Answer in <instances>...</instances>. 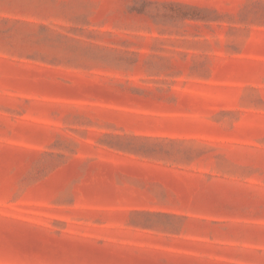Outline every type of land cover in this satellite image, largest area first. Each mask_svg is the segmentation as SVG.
<instances>
[{
	"label": "rangeland",
	"instance_id": "1",
	"mask_svg": "<svg viewBox=\"0 0 264 264\" xmlns=\"http://www.w3.org/2000/svg\"><path fill=\"white\" fill-rule=\"evenodd\" d=\"M0 264H264V0H0Z\"/></svg>",
	"mask_w": 264,
	"mask_h": 264
}]
</instances>
